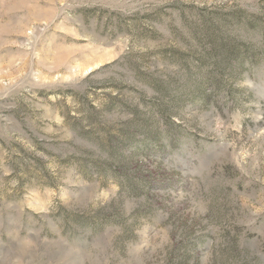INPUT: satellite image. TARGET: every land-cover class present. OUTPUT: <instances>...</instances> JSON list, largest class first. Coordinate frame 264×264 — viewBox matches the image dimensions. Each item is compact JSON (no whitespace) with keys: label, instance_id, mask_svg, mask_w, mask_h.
<instances>
[{"label":"rangeland","instance_id":"rangeland-1","mask_svg":"<svg viewBox=\"0 0 264 264\" xmlns=\"http://www.w3.org/2000/svg\"><path fill=\"white\" fill-rule=\"evenodd\" d=\"M0 264H264V0H0Z\"/></svg>","mask_w":264,"mask_h":264}]
</instances>
